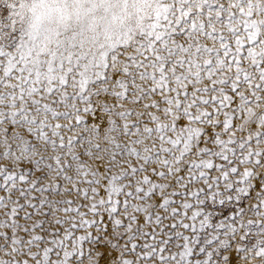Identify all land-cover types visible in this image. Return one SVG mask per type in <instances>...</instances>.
Returning a JSON list of instances; mask_svg holds the SVG:
<instances>
[{
	"label": "snow or ice",
	"instance_id": "obj_1",
	"mask_svg": "<svg viewBox=\"0 0 264 264\" xmlns=\"http://www.w3.org/2000/svg\"><path fill=\"white\" fill-rule=\"evenodd\" d=\"M0 264H264V0H0Z\"/></svg>",
	"mask_w": 264,
	"mask_h": 264
}]
</instances>
